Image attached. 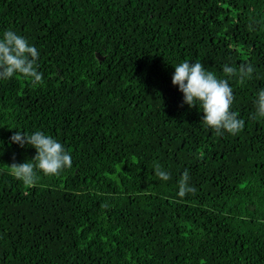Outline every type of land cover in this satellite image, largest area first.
<instances>
[{
    "label": "trees",
    "instance_id": "trees-1",
    "mask_svg": "<svg viewBox=\"0 0 264 264\" xmlns=\"http://www.w3.org/2000/svg\"><path fill=\"white\" fill-rule=\"evenodd\" d=\"M8 27L40 51L44 82H0V264H264V0H0ZM184 59L255 66L230 80L239 133L183 103ZM15 128L58 137L72 167L14 178L35 155ZM185 169L196 191L179 197Z\"/></svg>",
    "mask_w": 264,
    "mask_h": 264
},
{
    "label": "clouds",
    "instance_id": "clouds-1",
    "mask_svg": "<svg viewBox=\"0 0 264 264\" xmlns=\"http://www.w3.org/2000/svg\"><path fill=\"white\" fill-rule=\"evenodd\" d=\"M39 57L40 51L25 35L11 27L0 30V82L14 76H22L33 86H41L44 80L43 73L39 70ZM172 65L174 67L172 84L178 86L183 103L189 107L196 106L202 113L201 121L205 127L214 129L219 135L225 133L235 135L244 128V119L232 109L235 95L230 80L235 78L240 83L251 80L255 72L252 63H241L238 66L224 63L223 75H217L216 72L205 67L199 59H184ZM255 75L264 79V75L259 72H255ZM252 105V115L264 118V87L255 90ZM15 129L16 131L9 137V142L16 143L20 147H32L35 149V155L31 159L9 165L10 174L14 178L31 184L38 173L57 176L72 167V154L58 137L39 128ZM152 170L155 176L164 181L170 177V172L158 161L152 162ZM190 179L187 169L177 178L179 197L196 191Z\"/></svg>",
    "mask_w": 264,
    "mask_h": 264
}]
</instances>
